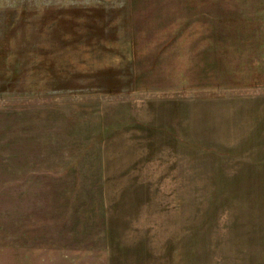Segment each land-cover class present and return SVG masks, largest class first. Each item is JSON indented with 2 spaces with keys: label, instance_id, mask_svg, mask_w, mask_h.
Wrapping results in <instances>:
<instances>
[{
  "label": "rangeland",
  "instance_id": "rangeland-1",
  "mask_svg": "<svg viewBox=\"0 0 264 264\" xmlns=\"http://www.w3.org/2000/svg\"><path fill=\"white\" fill-rule=\"evenodd\" d=\"M0 264H264V0H0Z\"/></svg>",
  "mask_w": 264,
  "mask_h": 264
}]
</instances>
